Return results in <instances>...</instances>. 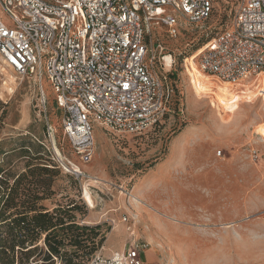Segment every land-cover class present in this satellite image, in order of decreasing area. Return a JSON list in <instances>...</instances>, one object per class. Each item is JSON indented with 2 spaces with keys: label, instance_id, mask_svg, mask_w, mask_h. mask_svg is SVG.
Here are the masks:
<instances>
[{
  "label": "rangeland",
  "instance_id": "374dc122",
  "mask_svg": "<svg viewBox=\"0 0 264 264\" xmlns=\"http://www.w3.org/2000/svg\"><path fill=\"white\" fill-rule=\"evenodd\" d=\"M212 3L208 21L196 25L180 21L174 38L164 27L151 30L153 47L160 44L165 55L174 60L167 76L175 87V110L171 108L158 127L139 137L116 136L93 124L94 157L87 165L72 154L62 134L61 113L46 75L43 73L41 87L47 119L40 113L37 83L32 78L20 80L0 60V103L4 106L0 111V150L9 152L7 160L0 158V164L8 168L11 163L8 170L12 174L22 172L26 159L20 157L19 145L31 141L33 150L40 142L59 168L53 195L41 205L51 211L74 202L77 225L100 227L96 242L112 232L101 254L104 257L120 253L122 244L125 248L140 240L149 245L144 254L147 264H264V138L257 133L264 127V108L257 97L244 99L246 95L260 96L264 75L251 80H261L258 85L252 84L245 92L237 90L233 100L221 104L227 112L222 118L215 94H211L215 105L209 98L194 99L186 73L187 59L197 67V52L233 23L237 0ZM163 12L169 13L167 9ZM0 20L12 28L1 8ZM46 54L42 52L43 70ZM169 60L166 56L167 65ZM56 156L66 168L77 169L83 176L62 169ZM167 156H171L168 169L155 171ZM203 169L210 176L195 178ZM204 183V187L196 186ZM85 190L94 203L92 209L83 201ZM202 200L205 209L193 205ZM66 250L72 248L66 246Z\"/></svg>",
  "mask_w": 264,
  "mask_h": 264
},
{
  "label": "built area",
  "instance_id": "2783aa9c",
  "mask_svg": "<svg viewBox=\"0 0 264 264\" xmlns=\"http://www.w3.org/2000/svg\"><path fill=\"white\" fill-rule=\"evenodd\" d=\"M0 8L12 23L11 28L0 20V60L20 80L37 83L45 119L46 75L62 134L84 165L94 157L93 124L116 136L139 137L175 110V87L167 76L174 60L160 44L153 47V27L166 28L174 38L180 21L201 24L214 9L212 0H0ZM196 58L202 74L231 85L263 74L264 0H237L232 25ZM56 157L62 169L83 176ZM148 249L147 242L132 241L110 257L94 254L87 264H147Z\"/></svg>",
  "mask_w": 264,
  "mask_h": 264
},
{
  "label": "trees",
  "instance_id": "16d2710c",
  "mask_svg": "<svg viewBox=\"0 0 264 264\" xmlns=\"http://www.w3.org/2000/svg\"><path fill=\"white\" fill-rule=\"evenodd\" d=\"M37 143L33 150L31 141L19 145L22 172L0 164V264H87L104 241H95L100 227L77 225L74 202L51 211L41 205L53 195L59 168ZM8 153L0 150L1 161Z\"/></svg>",
  "mask_w": 264,
  "mask_h": 264
},
{
  "label": "bare ground",
  "instance_id": "6f19581e",
  "mask_svg": "<svg viewBox=\"0 0 264 264\" xmlns=\"http://www.w3.org/2000/svg\"><path fill=\"white\" fill-rule=\"evenodd\" d=\"M194 58H196V56ZM186 62L189 63V65H187L186 73L190 78V82L192 85V91L196 95V97H194V99L198 102H201L203 100H206V98L211 99V94H215L216 99H218L217 102L215 101L216 100L215 98H214V100H212V99L211 100L213 101L214 105H215V102L217 103L216 109L218 112H220V115L222 118L226 117L227 112H225L221 108V104H223L225 102H230L231 100H233L236 93H237V90H242L245 92V90L248 89L249 87H251L252 84L258 85V83L261 81V80H256V81L251 82V80H250V81H247L244 83L243 82L239 83L237 85H231V84L223 83V82L214 83L212 81L211 77L208 78V76L206 77V75L202 74L194 64L190 63V60L187 59ZM261 75H264V73ZM259 94H260L259 97L257 95H254L253 97L250 95H246V96H244V99L251 100V99H254L255 97H257L260 99L262 108H264V87H263V90ZM257 133L262 138H264V127L262 125H261V127L258 128ZM75 170L78 171L77 169H75ZM83 201L91 209L94 207V203L92 201V198L86 190L83 193Z\"/></svg>",
  "mask_w": 264,
  "mask_h": 264
},
{
  "label": "crops",
  "instance_id": "0c3cea01",
  "mask_svg": "<svg viewBox=\"0 0 264 264\" xmlns=\"http://www.w3.org/2000/svg\"><path fill=\"white\" fill-rule=\"evenodd\" d=\"M171 158V156H167V157H164L162 160H161V162L159 163V164H157V166L155 167V171L156 170H162V169H168V168H166V166L167 165H169L170 164V162H169V159ZM168 171V170H167ZM206 171L207 170H205L204 171V169H203V172L202 173H200V175L198 174V175H195L194 177L195 178H197V179H203V177L204 176H207V175H209V174H206ZM170 172V171H169ZM168 172V173H169ZM167 173H165V175H166ZM225 176V175H224ZM214 177H218V175H214ZM213 177V178H214ZM164 178L165 179H168L169 178V176H164ZM163 178V179H164ZM208 181V179L206 180V183H207V186L209 185V182H207ZM234 182H235V180H233ZM232 181V182H233ZM241 182H239L238 184H240ZM204 185H205V183L204 184H197L196 186H198V187H200V186H203L204 187ZM212 185V184H211ZM177 186V185H176ZM175 186V187H176ZM212 187V186H211ZM203 202H205V201H200L199 203H196V204H193V205H196L197 207H199V209L200 210H203V209H205V206H206V204L205 203H203ZM228 203V202H227ZM223 212H226L224 209H223ZM112 232H111V235H107L106 237H105V239H104V241H103V243H102V246H101V250L99 251V253H100V255L107 249V247H106V244L110 241V239H111V237H112ZM123 250H124V245L122 244V249H121V251L120 252H123ZM115 253H118V252H112V254H110L108 257H110V256H112L113 254H115Z\"/></svg>",
  "mask_w": 264,
  "mask_h": 264
}]
</instances>
